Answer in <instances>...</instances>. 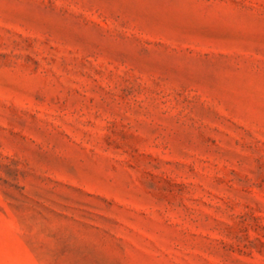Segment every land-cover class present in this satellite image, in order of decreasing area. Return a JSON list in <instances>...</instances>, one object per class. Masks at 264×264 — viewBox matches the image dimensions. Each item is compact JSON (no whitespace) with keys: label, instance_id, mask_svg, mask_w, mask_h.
Listing matches in <instances>:
<instances>
[{"label":"rangeland","instance_id":"1","mask_svg":"<svg viewBox=\"0 0 264 264\" xmlns=\"http://www.w3.org/2000/svg\"><path fill=\"white\" fill-rule=\"evenodd\" d=\"M0 264H264V0H0Z\"/></svg>","mask_w":264,"mask_h":264}]
</instances>
